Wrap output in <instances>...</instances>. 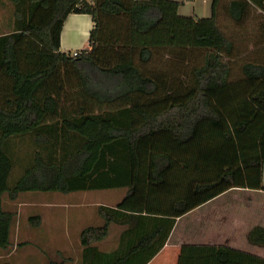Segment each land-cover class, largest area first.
I'll return each mask as SVG.
<instances>
[{
  "label": "trees",
  "instance_id": "1",
  "mask_svg": "<svg viewBox=\"0 0 264 264\" xmlns=\"http://www.w3.org/2000/svg\"><path fill=\"white\" fill-rule=\"evenodd\" d=\"M8 1V29H0V248L10 245L16 215L4 197L24 192L125 188L114 206L96 207L101 225L80 231L82 264L108 259L94 243L111 224L127 225L147 254L110 264H146L177 217L230 188L264 191V53L231 79L237 54L217 18L223 8L240 24L255 8L264 26V0H212L207 18L178 15L181 2L172 0ZM72 13L93 22L89 48L77 55L60 50ZM24 142L32 148L21 154ZM29 222L37 226L39 215ZM248 238L264 246V229ZM217 256L228 258L222 249Z\"/></svg>",
  "mask_w": 264,
  "mask_h": 264
},
{
  "label": "crops",
  "instance_id": "2",
  "mask_svg": "<svg viewBox=\"0 0 264 264\" xmlns=\"http://www.w3.org/2000/svg\"><path fill=\"white\" fill-rule=\"evenodd\" d=\"M172 1L181 2L178 8L180 16L207 18L212 14V0ZM220 9L217 12L218 20ZM92 26L93 22L89 14H70L60 33V50L72 52L88 49L89 31ZM262 184L264 185V167ZM60 204L63 203L46 202L41 205L53 208L63 207L58 206ZM67 205L78 208L75 214H69L67 218L52 216V213L37 214L40 222L36 228H39L40 232L36 236L38 248H36L35 257L30 255L29 250H24L30 240L14 234L12 241L11 229L10 245L4 249L0 248V264H47L50 260L58 263L71 262L74 255L80 259L82 264L83 246L80 244L79 233L92 222L93 203L83 199L75 200ZM86 208L90 210L86 211ZM96 223L102 224L100 221ZM112 225L114 232L111 234ZM255 227L264 229V191L251 188H230L177 217L164 245L146 264L248 263L253 255L264 256V246L254 244L248 238L249 232ZM74 228L76 232L71 233ZM127 228V225L111 224L106 237L94 243L102 254L108 255V259L104 260L105 263L110 264L112 258H127L131 253L135 254L136 259L147 254V250L137 249L141 237L129 234L126 231ZM219 249L227 253L228 258L225 262L218 259ZM102 257L104 258V255Z\"/></svg>",
  "mask_w": 264,
  "mask_h": 264
},
{
  "label": "rangeland",
  "instance_id": "3",
  "mask_svg": "<svg viewBox=\"0 0 264 264\" xmlns=\"http://www.w3.org/2000/svg\"><path fill=\"white\" fill-rule=\"evenodd\" d=\"M4 1V6L2 5ZM13 10L12 4L8 0H0V29L7 30L9 16ZM263 15L255 8L250 10L249 18L240 24H236L228 16L224 9H220L219 14V24L226 34L232 39L237 58L232 62V74L231 79L235 80L240 78L241 71L240 66L246 60L256 58L260 53H264V26L262 25ZM171 56V55H170ZM156 57L170 59L165 57V53H159ZM169 62V60H167ZM31 144L24 142L20 147L21 154L29 152L31 150ZM19 172V168L16 167L15 173ZM125 188H109L101 190H88L87 191H77L76 193H61L58 191L51 192H24L20 193L17 198L13 201L4 197V206L6 209L15 212L14 224L12 225L11 239L13 241L14 234H19L21 238H27L30 240L28 245L25 246L24 250H29L30 255H37L38 243L36 242V236L40 232L39 228L33 226L28 219L31 216L42 213H52V216H62L67 218L69 214H75L78 208L72 205H67L68 203L74 202L75 200H87L92 202L93 211L91 212L90 225H98L96 222L102 220L96 213L97 202L102 204H107L114 206L125 194ZM46 202L52 203H63L58 206L63 207H43L41 204ZM82 207L80 208V210ZM86 208V211H89ZM49 214V215H50ZM89 215V214H88ZM15 225V226H14ZM15 227V228H13ZM19 228V229H18ZM71 233L76 232V228L71 230ZM114 232V226L110 227V233ZM18 244V243H17ZM69 244V243H68ZM73 244V242H72ZM99 248V247H98ZM100 249V248H99ZM74 253V252H73ZM258 261V262H255ZM65 264H81L80 259L74 255V259L71 262L62 261ZM48 264V263H47ZM245 264H264V256L253 255L250 257L249 262Z\"/></svg>",
  "mask_w": 264,
  "mask_h": 264
},
{
  "label": "built area",
  "instance_id": "4",
  "mask_svg": "<svg viewBox=\"0 0 264 264\" xmlns=\"http://www.w3.org/2000/svg\"><path fill=\"white\" fill-rule=\"evenodd\" d=\"M77 51H78V50H73V51H72V55H77Z\"/></svg>",
  "mask_w": 264,
  "mask_h": 264
}]
</instances>
